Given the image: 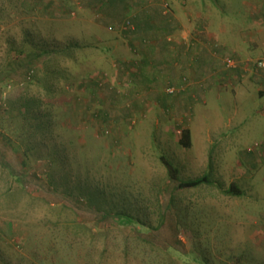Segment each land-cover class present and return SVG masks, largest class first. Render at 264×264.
<instances>
[{"label":"rangeland","instance_id":"obj_1","mask_svg":"<svg viewBox=\"0 0 264 264\" xmlns=\"http://www.w3.org/2000/svg\"><path fill=\"white\" fill-rule=\"evenodd\" d=\"M98 1L0 0V264H264L258 105L234 117L232 93L217 99L199 78L206 60L151 82L152 64L112 44L119 0ZM154 1L177 22L168 43L193 51L219 24L227 44L237 41L239 0ZM218 60L225 72L237 67Z\"/></svg>","mask_w":264,"mask_h":264},{"label":"crops","instance_id":"obj_2","mask_svg":"<svg viewBox=\"0 0 264 264\" xmlns=\"http://www.w3.org/2000/svg\"><path fill=\"white\" fill-rule=\"evenodd\" d=\"M95 1L99 2L98 0H71V2H75L77 5L82 4L86 8L93 7ZM235 1L238 0H233V3ZM211 5L212 14L214 17L218 16L220 20L221 3L211 1ZM237 6L242 7L245 12V15L240 19H236L234 16L232 18L235 24L234 34L237 41L239 38L238 42L227 44L225 39L220 36L224 34V24H219L215 31H212L211 27L210 30L206 29V34L203 33L197 38L195 48H192L193 51H191L189 46L168 43L165 39L173 31V22L175 24L177 22L174 18L167 19L166 16L161 14L158 2L154 0H119L116 6L118 16L115 20L121 30L119 28L116 31L115 41L112 44H115L118 49L123 43H128L131 46L129 54L137 58L135 62L140 63L141 68L142 66L149 67L152 64L155 70H152L151 73L148 72L150 73L149 76L148 73L141 75L143 77L146 74L151 82L156 83H162L163 79L169 80L172 75L177 78L178 70L180 72L186 71L191 64L195 63L199 68L200 65L197 61L200 59L202 65L206 60V63L210 65L206 69V73L204 69L202 70L204 72L202 73L203 76L199 78L215 84L214 91L217 94V99L220 98L222 89L229 90L233 99L239 102L240 105L238 110L240 116L234 117L244 121L246 119L244 113L247 109L246 103L252 106L255 104L254 109H256L257 104L259 109L256 110L264 122V67L255 65L256 61H264V0H239ZM206 19L208 21L210 18L206 16ZM126 21L132 22L134 30L122 29ZM204 37L219 45L216 44L215 49L212 46H210V50L206 49ZM145 40L147 43L142 44ZM218 40L223 42L220 43ZM175 55H178L180 59L172 63L170 58ZM224 55L230 56L236 61L237 69L234 68L227 72L222 69L223 67L219 64L218 59ZM141 56L143 57L141 58ZM181 63L185 65L181 67ZM148 67L145 69L147 70ZM174 68L177 70L175 71ZM205 74L209 76L207 78L209 80L204 77ZM176 80L179 81L180 79H174V81ZM199 89L202 88L199 87ZM201 96L205 98L206 94L202 93ZM263 128L264 126L260 130H263Z\"/></svg>","mask_w":264,"mask_h":264},{"label":"trees","instance_id":"obj_3","mask_svg":"<svg viewBox=\"0 0 264 264\" xmlns=\"http://www.w3.org/2000/svg\"><path fill=\"white\" fill-rule=\"evenodd\" d=\"M179 143L182 145V147L184 148H188L190 147L191 144V139H190V131L188 129H184L182 130V134H181V138L179 140ZM164 162V165L167 167L169 174L172 177H176L177 175V171L174 168V166L165 158L162 159ZM208 178L207 176H202L200 178L197 179H193V180H189V181H180L179 182V187L180 188H194L197 187L199 185H201L204 182H207ZM228 193L234 194V195H240L241 191L238 189V187L236 185H232L229 190Z\"/></svg>","mask_w":264,"mask_h":264},{"label":"built area","instance_id":"obj_4","mask_svg":"<svg viewBox=\"0 0 264 264\" xmlns=\"http://www.w3.org/2000/svg\"><path fill=\"white\" fill-rule=\"evenodd\" d=\"M257 67H264V61L257 62ZM170 93H172V90H169Z\"/></svg>","mask_w":264,"mask_h":264}]
</instances>
